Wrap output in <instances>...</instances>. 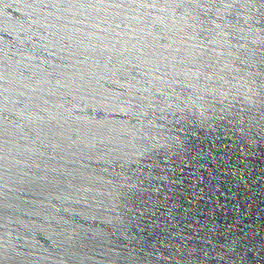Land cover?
<instances>
[{
	"label": "water",
	"instance_id": "1",
	"mask_svg": "<svg viewBox=\"0 0 264 264\" xmlns=\"http://www.w3.org/2000/svg\"><path fill=\"white\" fill-rule=\"evenodd\" d=\"M0 264H264V0H0Z\"/></svg>",
	"mask_w": 264,
	"mask_h": 264
}]
</instances>
